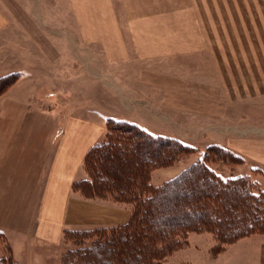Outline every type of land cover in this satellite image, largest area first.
I'll return each mask as SVG.
<instances>
[{"label":"rangeland","instance_id":"rangeland-1","mask_svg":"<svg viewBox=\"0 0 264 264\" xmlns=\"http://www.w3.org/2000/svg\"><path fill=\"white\" fill-rule=\"evenodd\" d=\"M94 110L114 120H136L150 134L194 149L165 166L149 167L146 180L152 186L219 146L239 157L207 156L217 175H247L264 190V0H0V114L24 113L29 132L41 139L47 130L32 125L37 116L55 114L62 122ZM4 120L0 131L8 132L13 120ZM106 126L96 143L108 138ZM54 133L48 142H34L38 152L29 153L35 157H29L28 173L14 165L6 174L11 184L3 190L6 200L27 188L30 221L54 152ZM131 136L120 139L111 154L124 156L118 167L129 176L136 171L125 166L134 154ZM153 158L146 151L141 155L146 163ZM108 168L103 174L110 180ZM134 183L121 194L131 203H123L126 223L139 200L131 199L139 194ZM71 232L61 245L26 246L16 256L0 232V262L80 264L88 247L108 237ZM217 234L156 241L162 256L153 264H245V242L230 246L250 235ZM220 254L225 255L216 259Z\"/></svg>","mask_w":264,"mask_h":264},{"label":"trees","instance_id":"trees-1","mask_svg":"<svg viewBox=\"0 0 264 264\" xmlns=\"http://www.w3.org/2000/svg\"><path fill=\"white\" fill-rule=\"evenodd\" d=\"M106 125L108 138L94 144L86 154L82 165L86 176L74 184V191L85 198L131 204L121 194L136 181L139 194L133 192L131 199L139 200L127 223L98 232L108 237L88 247L80 264H153L162 256L156 241L169 238L178 243L182 236L192 232L218 233L217 236L226 239L264 234V190L253 185L247 175L224 179L208 166L210 155L224 161L239 156L219 146L208 147L206 156L161 186H152L146 180L149 167H160L194 149L177 139L154 136L128 121L108 118ZM127 135H132L133 143L136 142L134 154L125 165L132 171L136 169L132 176L126 174L123 166L118 167L124 156H111L119 146L118 141ZM144 151L154 156L148 164L141 160ZM219 153L224 156L220 157ZM108 162L112 165L110 169ZM101 164L104 172L107 168L111 171L110 180L99 169ZM145 194V199L140 200ZM190 195L196 200L188 202Z\"/></svg>","mask_w":264,"mask_h":264},{"label":"crops","instance_id":"crops-1","mask_svg":"<svg viewBox=\"0 0 264 264\" xmlns=\"http://www.w3.org/2000/svg\"><path fill=\"white\" fill-rule=\"evenodd\" d=\"M8 103L16 105L15 108L19 106L13 101ZM94 112L96 114L83 111L81 115H74L62 122L57 120L55 114L47 116L44 120L37 116L32 125L47 130L41 139L35 132H29L28 117H25L24 113L20 116L15 112L14 117L8 116L7 111L0 114L1 120L12 119L10 124L14 125L8 132L5 129L0 131V232L8 236L15 256L26 246L61 245L66 236L72 233L71 230L109 231L126 223L123 203L109 199L85 198L74 191V184L86 176L82 167L86 154L102 136L106 120L111 118L99 110ZM128 122L138 125L136 120V123ZM59 124L62 125L60 128ZM139 124L142 125L140 122ZM54 131V152L43 179L35 217L30 221L27 188L25 192L21 189L19 194L6 200L8 196L5 197L3 190L5 191L7 186L11 187L5 180L6 174L12 172L14 165H17L20 172L28 173L29 157H35L29 156V153L38 152V146L33 145L34 142L39 139L42 143L48 142ZM260 164L264 169V163ZM244 242L245 264H264V234L250 235L230 248ZM225 254L218 255L216 259Z\"/></svg>","mask_w":264,"mask_h":264}]
</instances>
